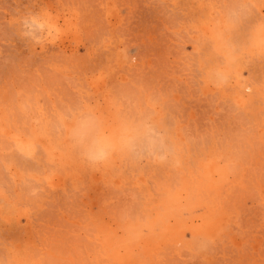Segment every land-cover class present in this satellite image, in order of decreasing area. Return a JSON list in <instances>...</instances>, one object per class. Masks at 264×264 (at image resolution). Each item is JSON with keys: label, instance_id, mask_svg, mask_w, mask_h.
I'll list each match as a JSON object with an SVG mask.
<instances>
[{"label": "rangeland", "instance_id": "1", "mask_svg": "<svg viewBox=\"0 0 264 264\" xmlns=\"http://www.w3.org/2000/svg\"><path fill=\"white\" fill-rule=\"evenodd\" d=\"M0 264H264V0H0Z\"/></svg>", "mask_w": 264, "mask_h": 264}, {"label": "bare ground", "instance_id": "2", "mask_svg": "<svg viewBox=\"0 0 264 264\" xmlns=\"http://www.w3.org/2000/svg\"><path fill=\"white\" fill-rule=\"evenodd\" d=\"M59 24H61V23H60L59 20H57L52 26H50L48 28V30L46 32V40H47L46 42L49 43L50 45H53V46L60 45V47H61V45H64V40H63L64 34H63V30H62V28L60 27ZM45 48H46V45H44L42 47V49H45ZM101 123H103V121ZM113 125H115V124H113ZM102 127H105V126H102ZM46 131H48V130H46ZM89 131H91V130L89 129ZM105 136L106 135L103 134V131L102 132L100 131V133H99V131H97V136L95 137L96 141L93 140L95 147H100V146L108 145L109 146V150L111 148H114V146H115V140H116V139H114V134L111 133L110 135H107L106 138H105ZM83 138H85V137H83ZM16 145H17V147L19 148V150L21 152H25L26 154H29V155H35V153H36V146L31 145V144H28V142H26V141H24L22 139H17L16 140ZM126 147H128V146H126ZM52 185H53V183H52ZM192 224H194V221L192 222Z\"/></svg>", "mask_w": 264, "mask_h": 264}, {"label": "clouds", "instance_id": "3", "mask_svg": "<svg viewBox=\"0 0 264 264\" xmlns=\"http://www.w3.org/2000/svg\"><path fill=\"white\" fill-rule=\"evenodd\" d=\"M109 155L110 151L108 145L95 147L88 153L89 159L94 162H102L104 160H107Z\"/></svg>", "mask_w": 264, "mask_h": 264}]
</instances>
